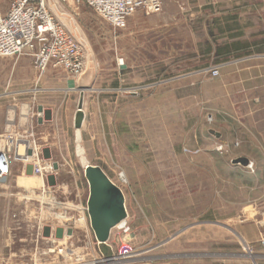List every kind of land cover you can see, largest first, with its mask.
<instances>
[{"label": "rangeland", "instance_id": "1", "mask_svg": "<svg viewBox=\"0 0 264 264\" xmlns=\"http://www.w3.org/2000/svg\"><path fill=\"white\" fill-rule=\"evenodd\" d=\"M11 2L0 0L1 14ZM61 8L75 29L53 11L57 21L66 20L70 29L61 25L74 37L77 27L87 49L83 75L58 70L86 80L78 85L87 86V119L81 138L69 130L52 161L36 131L35 153L52 164L44 183L54 211H67L72 222L49 224V199L32 174L37 159L16 162L0 183V264L101 257L87 215L85 164L123 193L129 231L113 228L107 244L142 252L131 264H190L191 237L203 241L200 255L211 251L199 264L233 261L248 239L264 241V130H255L264 110L254 116L255 84L245 87L231 65L264 56V0H164L160 13L137 12L123 30L74 1ZM17 60L0 57V132L9 117L17 123V108L24 112L17 103L29 106L35 130L40 114L47 74L37 84L34 73L17 82Z\"/></svg>", "mask_w": 264, "mask_h": 264}, {"label": "built area", "instance_id": "2", "mask_svg": "<svg viewBox=\"0 0 264 264\" xmlns=\"http://www.w3.org/2000/svg\"><path fill=\"white\" fill-rule=\"evenodd\" d=\"M57 4H65L67 0H54ZM75 5H84L90 9L102 21L113 30H123L128 20L137 12L146 15L160 13L164 0H73ZM53 0H12L6 14L0 13V57L7 58H30L35 83L46 74L49 68L61 69L72 75H79L84 67L85 47L81 41L67 32L54 15ZM82 40V39H81ZM213 77L218 76L216 70L211 71ZM20 93H17L19 96ZM26 106V113L17 108V123L11 118L6 120L8 124L0 132V183L7 182L11 177L13 165L16 162H27L36 158L32 174L38 178L42 185L37 187L45 194L49 201L45 204L46 220L49 224L55 221L64 225L72 222L68 218L67 211L59 209L54 211L52 194L46 193L44 180L52 175V164L48 161H39L35 150L37 136L35 127L29 115L27 104L17 103V107ZM41 117V113L36 118ZM211 122V119L208 120ZM252 164L248 163L251 168ZM26 208V207H24ZM59 212H63L60 214ZM48 226V225H46ZM126 234L129 231L126 223L118 229ZM98 244V243H97ZM142 252L124 249L113 252L110 259L105 261L101 254L100 258L76 264H131L140 258ZM246 254L251 256L247 249ZM110 260V261H109ZM251 264H256L252 261Z\"/></svg>", "mask_w": 264, "mask_h": 264}, {"label": "crops", "instance_id": "3", "mask_svg": "<svg viewBox=\"0 0 264 264\" xmlns=\"http://www.w3.org/2000/svg\"><path fill=\"white\" fill-rule=\"evenodd\" d=\"M73 3V0H67L66 6ZM84 6V5H82ZM85 7V6H84ZM57 17H62L59 13L55 12ZM56 17V18H57ZM58 19V18H57ZM59 20V19H58ZM69 21V20H68ZM70 23V22H69ZM62 24V23H61ZM71 26V25H70ZM72 28V27H71ZM233 68H237L240 73V82L248 87L255 84V93H257L254 99V116H262V111L264 110V56L263 55H248L241 57L237 62L232 63ZM47 75L41 82V88L43 92L42 98H40L38 103V111L41 113V117L35 119V126L40 144L41 150L46 155L48 161L56 159V153L66 148V143L68 142L69 130L79 135L81 138V132L87 119L86 104L87 99L84 93L83 100V114L84 121L79 130L74 129V116L77 111V103L79 98V90L87 89L84 85L86 80L83 78L78 81H74L65 75H63L58 69L49 68L47 70ZM33 69L30 58L22 57L17 60V82L23 77H27V81L32 78ZM76 84L77 94L73 98L72 92L69 90L70 87ZM79 84V85H78ZM79 86V87H78ZM246 89V88H245ZM246 92V91H245ZM26 107V106H25ZM27 108V107H26ZM255 129L258 132L264 130V123L259 122ZM217 136V134H216ZM79 142L81 139L78 140ZM45 158V159H46ZM245 160V159H243ZM246 163H250L245 160ZM88 165V164H87ZM203 241L191 237L190 239V249L194 255L191 257L190 264H199L198 260L209 261V254L211 251L205 255L203 253L200 255L203 246ZM208 242V241H207ZM240 249L235 252L233 257L235 259L230 262H224L221 260L219 264H251L254 261L256 264H264V241L258 240H247L245 244L239 245ZM200 248V249H199ZM249 250L251 256L246 254V250ZM200 252V253H199ZM212 257H227L228 255L214 254L212 252ZM195 257V258H194ZM222 259V258H219ZM218 260V259H216ZM208 264V263H200Z\"/></svg>", "mask_w": 264, "mask_h": 264}, {"label": "water", "instance_id": "4", "mask_svg": "<svg viewBox=\"0 0 264 264\" xmlns=\"http://www.w3.org/2000/svg\"><path fill=\"white\" fill-rule=\"evenodd\" d=\"M62 16L67 18L72 29H75L70 17L67 15ZM74 31L76 38L86 48L78 32ZM86 90H79L77 111L73 123L75 130H79L84 121L82 109ZM235 163L247 166L246 161L243 159L237 160ZM84 178L88 186L86 209L91 231L97 243H106L110 238L111 230L121 221L125 220L127 216L123 193L117 186L111 183L106 174L97 166L86 165L84 168ZM100 251L104 257L111 255L106 252V249H100Z\"/></svg>", "mask_w": 264, "mask_h": 264}, {"label": "bare ground", "instance_id": "5", "mask_svg": "<svg viewBox=\"0 0 264 264\" xmlns=\"http://www.w3.org/2000/svg\"><path fill=\"white\" fill-rule=\"evenodd\" d=\"M53 5H54V9H52V7H51V9H52V11H56V12H58V13H60V14H65L64 13V11L62 10V8H61V5L60 4H57L54 0H53ZM67 13V12H66ZM63 24H64V26L65 27H67L68 29H70L69 28V24H68V22L66 21V20H64V19H62V21H61ZM76 30H77V32L80 34V31L78 30V28L76 27ZM71 33H73V31H71ZM73 35H74V33H73ZM72 35V36H73ZM80 36H81V34H80ZM74 37V36H73ZM81 38L83 39V37L81 36ZM85 50V49H84ZM80 75H83V71L81 72V74ZM79 80H80V78H79ZM26 107L24 106L23 108H22V110L24 111V113H26ZM11 113V112H10ZM12 114V113H11ZM9 120H10V117H9ZM89 165V164H88ZM86 167V164L84 165V168ZM101 169V168H100ZM102 170V169H101ZM103 171V170H102ZM104 172V171H103ZM107 176V175H106ZM109 179V178H108ZM110 180V179H109ZM111 181V180H110ZM112 183V182H111ZM113 184V183H112ZM127 214V213H126ZM126 219V218H125ZM126 222H125V220H123V221H121L116 227H114V229L116 228L117 230L119 229V228H121V226H123L124 224H125ZM108 242V241H107ZM107 242L106 243H98V246L101 248V249H106V252L108 253V254H111L112 253V249H111V247H109L108 246V244H107ZM104 259H105V261H108L107 259H110V257L109 256H107V257H104ZM110 261V260H109Z\"/></svg>", "mask_w": 264, "mask_h": 264}]
</instances>
